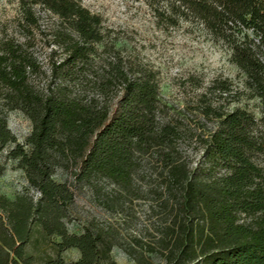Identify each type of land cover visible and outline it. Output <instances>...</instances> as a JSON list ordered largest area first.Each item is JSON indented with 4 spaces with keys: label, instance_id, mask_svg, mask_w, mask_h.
Here are the masks:
<instances>
[{
    "label": "trees",
    "instance_id": "16d2710c",
    "mask_svg": "<svg viewBox=\"0 0 264 264\" xmlns=\"http://www.w3.org/2000/svg\"><path fill=\"white\" fill-rule=\"evenodd\" d=\"M170 5V21L180 13L198 18L227 44L243 75L242 90L214 79L201 94L202 115L213 124L199 139L194 166L176 149L177 127L162 119L152 68L125 65L115 52L110 75L96 83L100 95L76 92L74 77L89 68L105 39L99 14L77 0H19L24 41L0 37V150L13 144L8 158L34 193L29 187L13 198L0 193V264H116L108 228L92 223L79 234L68 230L74 189L95 176L128 188L144 155L161 165L156 197L171 215L161 238L165 264H264V0ZM35 6L57 17L51 36L64 54L55 60L51 49L52 80L41 88L31 79L40 65L28 51ZM239 92L258 100V116L206 100ZM8 110H20L31 121L23 142L7 125ZM59 168L70 170L73 180H57ZM68 248L79 251L76 260L61 257Z\"/></svg>",
    "mask_w": 264,
    "mask_h": 264
},
{
    "label": "rangeland",
    "instance_id": "374dc122",
    "mask_svg": "<svg viewBox=\"0 0 264 264\" xmlns=\"http://www.w3.org/2000/svg\"><path fill=\"white\" fill-rule=\"evenodd\" d=\"M77 1L102 17L106 34L89 68L74 77L76 92L100 95L96 83L110 75L109 63L115 61V52L125 65L152 68L160 86L162 119L177 127L176 149L183 160L194 166L202 149L199 139L213 124L202 115L201 94L214 79H228L234 89L242 90L243 75L230 61L227 44L214 39L204 24L190 14H175L170 21L171 0ZM20 16L19 0H0V37L13 36L24 41L26 29L19 25ZM35 16L37 24L28 29L33 34L28 51L40 65V72L31 74V79L41 88L52 80L51 49L55 50V60L64 54L51 36L57 17L39 6H35ZM60 81L57 77L54 82ZM216 96L207 95L206 100L212 105L222 104L225 109L238 106L259 114L258 100L249 99L242 92L222 101ZM6 119L11 132L23 142L31 130V121L20 110L6 111ZM12 146L8 144L0 150V164L4 165L0 193L9 198L29 187L22 169L8 158ZM55 177L73 180L70 170L60 168ZM160 179L161 165L155 158L144 155L128 188L102 176L77 183L69 209L68 230L79 234L92 223L108 228L112 238L110 256L116 264H165L160 252L165 250L161 238L171 223V215L156 197ZM29 192L34 193L32 187ZM58 240L53 237V241ZM79 255L76 248L61 252L65 261L76 260Z\"/></svg>",
    "mask_w": 264,
    "mask_h": 264
}]
</instances>
